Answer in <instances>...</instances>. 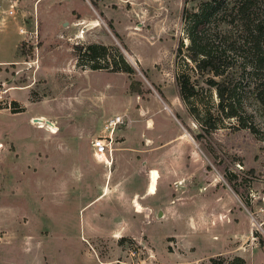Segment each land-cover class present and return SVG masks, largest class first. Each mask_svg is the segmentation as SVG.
I'll list each match as a JSON object with an SVG mask.
<instances>
[{
	"label": "rangeland",
	"instance_id": "374dc122",
	"mask_svg": "<svg viewBox=\"0 0 264 264\" xmlns=\"http://www.w3.org/2000/svg\"><path fill=\"white\" fill-rule=\"evenodd\" d=\"M199 1L0 0V264H264V108L244 96L256 132L219 120L206 76L177 55L183 9ZM90 43L122 69L92 68ZM181 71L204 87L194 112ZM114 115L125 124L106 165L90 140ZM118 151L130 153L120 164ZM131 161L123 184L143 178L156 204L135 201L145 218L114 223L116 169Z\"/></svg>",
	"mask_w": 264,
	"mask_h": 264
},
{
	"label": "trees",
	"instance_id": "16d2710c",
	"mask_svg": "<svg viewBox=\"0 0 264 264\" xmlns=\"http://www.w3.org/2000/svg\"><path fill=\"white\" fill-rule=\"evenodd\" d=\"M182 20L188 43L184 45L183 39H178L177 55L185 50L182 61L186 67L206 76L208 91L212 90L217 98V118L234 119L235 127L258 131L253 117L258 109L264 108V0H200L195 8L183 9ZM107 49L101 43L87 44L81 58L93 62L92 68L112 64L115 69H122L115 59L110 62ZM117 58L123 61L121 54ZM189 63L193 66L189 67ZM125 68L124 71H130ZM175 82L180 99L190 104L191 112L196 111L195 99L204 87L196 86L185 71L175 73ZM135 84L140 82L131 83L133 91L139 92ZM247 93L258 105L254 113L248 112L244 98ZM198 123L205 133L215 129L210 114ZM237 260L243 264L241 258Z\"/></svg>",
	"mask_w": 264,
	"mask_h": 264
},
{
	"label": "crops",
	"instance_id": "0c3cea01",
	"mask_svg": "<svg viewBox=\"0 0 264 264\" xmlns=\"http://www.w3.org/2000/svg\"><path fill=\"white\" fill-rule=\"evenodd\" d=\"M80 19L81 20L90 19V16H89V14H83ZM0 64H3V62L0 61ZM40 117H45V116H40ZM40 117H38V118H40ZM117 149H119V148H117ZM126 155H130V153L118 151L115 154L117 162L120 164V161H122ZM136 164H137L136 162L131 161V163L129 164L127 169H125L123 167L120 168V166H118L116 169V171H117L116 177H119V178H116V181H117L116 185H115L116 193H118L120 191V188H121V195L120 196L116 195L117 201H116V204L114 206L109 205V207L112 208V217L115 218V222L113 220L114 223H120V222H125V221H130V220H138L139 221L143 217L145 218V216H144L145 212L137 209L136 208L137 206L135 207V201H137L139 203L141 202V204H142V202H144L145 204H143V207H152L151 205L156 204V202L154 200L156 193L151 194L148 192V189H147L148 184L144 185L143 178L137 177L135 179V181L137 183H139L140 187H138V188L133 186V182H132V184H128V185L123 184V182L125 181V176L128 177L130 172H132L131 179L134 180V171H135L134 168L136 167ZM122 165H123V162H122ZM124 171H125V174H124ZM119 181H121V182H119ZM107 188H108V186H107ZM107 190L105 189V186H103V190L101 191V193L98 194L94 199H96L97 197H101V196H102V199L106 198L107 197ZM150 190L153 191L154 188L151 187ZM141 198H145L146 201L141 200Z\"/></svg>",
	"mask_w": 264,
	"mask_h": 264
},
{
	"label": "built area",
	"instance_id": "2783aa9c",
	"mask_svg": "<svg viewBox=\"0 0 264 264\" xmlns=\"http://www.w3.org/2000/svg\"><path fill=\"white\" fill-rule=\"evenodd\" d=\"M8 16H14L15 14V3H10L9 7L6 10ZM18 32L27 36L30 34L31 36H37V27L34 31L29 33L27 29L23 26L18 28ZM125 124V120L121 115H114L107 118L102 125L100 133L96 134L90 141L92 156L98 160L102 161L104 164H109L110 160H112V155L114 151L117 149L116 145L118 142L114 137L115 131L122 125Z\"/></svg>",
	"mask_w": 264,
	"mask_h": 264
},
{
	"label": "bare ground",
	"instance_id": "6f19581e",
	"mask_svg": "<svg viewBox=\"0 0 264 264\" xmlns=\"http://www.w3.org/2000/svg\"><path fill=\"white\" fill-rule=\"evenodd\" d=\"M36 119H38V120H35L34 119V123H36V124H42V126L47 125V126L53 127V128H50L49 127L50 130L55 129V125H52L50 123L47 124V120H43L41 118H36ZM39 126H41V125H39Z\"/></svg>",
	"mask_w": 264,
	"mask_h": 264
},
{
	"label": "water",
	"instance_id": "95a60500",
	"mask_svg": "<svg viewBox=\"0 0 264 264\" xmlns=\"http://www.w3.org/2000/svg\"><path fill=\"white\" fill-rule=\"evenodd\" d=\"M35 120H38V119H35ZM159 215H160V213H159Z\"/></svg>",
	"mask_w": 264,
	"mask_h": 264
}]
</instances>
